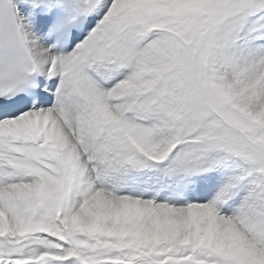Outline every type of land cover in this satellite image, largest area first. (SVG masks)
Instances as JSON below:
<instances>
[{"label":"snow or ice","instance_id":"snow-or-ice-1","mask_svg":"<svg viewBox=\"0 0 264 264\" xmlns=\"http://www.w3.org/2000/svg\"><path fill=\"white\" fill-rule=\"evenodd\" d=\"M0 264H264V0H0Z\"/></svg>","mask_w":264,"mask_h":264}]
</instances>
